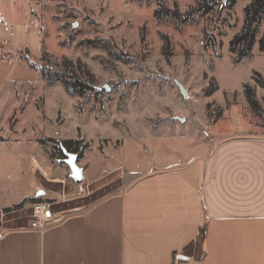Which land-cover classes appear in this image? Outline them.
I'll list each match as a JSON object with an SVG mask.
<instances>
[{"label":"rangeland","instance_id":"374dc122","mask_svg":"<svg viewBox=\"0 0 264 264\" xmlns=\"http://www.w3.org/2000/svg\"><path fill=\"white\" fill-rule=\"evenodd\" d=\"M201 1L0 0V23L27 20L41 31L38 55L0 43V229L29 222L31 203L6 208L41 187L57 210L73 206L83 189L89 196L76 205L112 193L122 175H109L113 166L187 163L213 140L197 139L206 138L202 123H214L208 130H264V114L244 91L245 82L254 85L264 112V87L253 78L255 71L264 77L262 31L249 57L237 62L229 50L252 0H207L209 12L183 16ZM66 71L91 90L71 89ZM212 83L218 88L209 92ZM48 138L88 145L78 159L82 183Z\"/></svg>","mask_w":264,"mask_h":264},{"label":"crops","instance_id":"0c3cea01","mask_svg":"<svg viewBox=\"0 0 264 264\" xmlns=\"http://www.w3.org/2000/svg\"><path fill=\"white\" fill-rule=\"evenodd\" d=\"M26 21L0 23V43L38 55L41 31ZM207 124L197 139L213 140L187 163L113 166L122 175L107 196L76 205L83 191L43 230L1 227L0 264H264V130Z\"/></svg>","mask_w":264,"mask_h":264},{"label":"trees","instance_id":"16d2710c","mask_svg":"<svg viewBox=\"0 0 264 264\" xmlns=\"http://www.w3.org/2000/svg\"><path fill=\"white\" fill-rule=\"evenodd\" d=\"M236 1L237 0H231L230 4H234ZM161 2L162 0H159V3ZM211 8L212 5H210V3L207 2V0H202L198 6L184 12L183 16H189L196 12L207 13L211 10ZM168 10L169 9L166 8L164 9V7H160L159 9V11H161L163 14L165 13V11ZM169 13L176 16H178V14L179 16L182 15L181 13L178 12V10H173V11L170 10ZM263 22H264V0H252L249 4H247L244 7V22L241 30L238 31L229 41V50L231 51V53L235 55V61L240 62L251 55L254 43L257 40L258 34H261V31L262 34L258 39L259 49L261 51H264V27L263 28L261 27ZM21 51L29 52L30 50L28 48L18 50V52ZM20 55L28 62V64L31 67L40 70L41 73L44 74L45 72L44 68L37 66L36 65L37 63L32 59H30L29 56L23 55V53L22 54L20 53ZM63 77L65 78L66 82L68 83L71 89L78 88L80 89V91L91 90V86L87 82H84L82 79H80L79 76H76L71 72L66 71L65 73H63ZM253 78L256 81V83L264 87V77L260 72L255 71ZM244 87H245L244 91L246 93V96L250 104L254 107L256 112H258L259 114H264L263 110L261 109L260 103L256 97L254 85L252 83L245 82ZM216 88H218V83H212L209 85L208 91L211 92L213 91V89ZM46 140L54 143L56 139L48 138ZM82 140L83 139H73V138L63 139L62 141H55L56 143L54 144L58 149V151L62 154L65 150H68L71 152L78 153L79 157H83L84 148H86L88 145H84ZM47 198L48 197H45L42 194L34 197H27L20 203L13 205V207L6 208V210L20 209L23 208L28 203H33L39 200H46ZM205 229H206V224H204L201 227L200 230L201 235H204ZM177 255L179 254H176V256ZM179 256L181 257V259H185L183 255H179Z\"/></svg>","mask_w":264,"mask_h":264},{"label":"built area","instance_id":"2783aa9c","mask_svg":"<svg viewBox=\"0 0 264 264\" xmlns=\"http://www.w3.org/2000/svg\"><path fill=\"white\" fill-rule=\"evenodd\" d=\"M54 202L48 200H39L30 205V219L28 226L33 229L43 230L50 224L57 221ZM186 259L178 258L176 264H182Z\"/></svg>","mask_w":264,"mask_h":264},{"label":"water","instance_id":"95a60500","mask_svg":"<svg viewBox=\"0 0 264 264\" xmlns=\"http://www.w3.org/2000/svg\"><path fill=\"white\" fill-rule=\"evenodd\" d=\"M103 87L106 90H108L107 85H104ZM65 153H66L67 157L62 159L61 161L69 164V166L71 168V174L70 175H71L72 179H74L76 182L82 183L84 181L85 175H84L83 167L78 164V159H79L78 153L71 152L68 150H65ZM81 187H83V186L81 185ZM83 191H84V189H83ZM184 258H186V257H184Z\"/></svg>","mask_w":264,"mask_h":264},{"label":"flooded vegetation","instance_id":"af4514ba","mask_svg":"<svg viewBox=\"0 0 264 264\" xmlns=\"http://www.w3.org/2000/svg\"><path fill=\"white\" fill-rule=\"evenodd\" d=\"M62 155H63V157H64V158H66V157H67V155H66L65 151L63 152V154H62ZM64 158H63V159H64Z\"/></svg>","mask_w":264,"mask_h":264}]
</instances>
